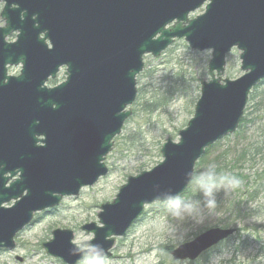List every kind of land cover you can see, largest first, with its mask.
<instances>
[{
    "label": "water",
    "instance_id": "1",
    "mask_svg": "<svg viewBox=\"0 0 264 264\" xmlns=\"http://www.w3.org/2000/svg\"><path fill=\"white\" fill-rule=\"evenodd\" d=\"M0 249L36 213L76 197L108 174L105 159L131 116L143 57H159L176 39L192 50H212L209 82H202L194 116L168 138L164 159L129 177L99 224L81 230L94 238L78 247L70 230H54L43 244L50 257L77 264L104 258L154 203L175 201L194 178L205 149L233 135L249 95L264 80V0H0ZM205 7V12L189 15ZM17 33L15 42L7 39ZM49 44H48V43ZM241 54L243 76L223 80L226 56ZM22 66L19 76L8 66ZM65 68L66 80L49 88ZM14 202L10 207L7 204ZM211 228L171 251L174 261H196L235 234Z\"/></svg>",
    "mask_w": 264,
    "mask_h": 264
},
{
    "label": "rangeland",
    "instance_id": "2",
    "mask_svg": "<svg viewBox=\"0 0 264 264\" xmlns=\"http://www.w3.org/2000/svg\"><path fill=\"white\" fill-rule=\"evenodd\" d=\"M3 7L0 3V15ZM204 12L205 6L190 19ZM4 24L0 17V27ZM16 35L8 41L13 42ZM240 54L236 48L227 54L223 80L243 76ZM211 59L212 50H192L184 39L175 40L159 57L144 56V70L136 79V101L129 108L132 114L105 159L108 174L78 196L64 198L56 208L35 214L15 237L14 250L0 249V264H64L43 249L57 229L72 231L78 247L90 242L93 234L81 227L89 223L100 226L101 205L112 203L129 177L161 163L160 150L168 138L179 142V132L194 116L202 82L210 81ZM21 69V65L10 66L8 74L18 76ZM65 80L63 68L47 86ZM262 102V111L255 113L256 108L261 109L256 104ZM263 108L264 80L250 93L244 126L207 149L195 165L192 183L179 198L147 206L127 234L115 238L104 258L87 256L78 264H264V156L254 164L241 154L251 144H264ZM213 166L223 169V182L218 175L207 183ZM236 174L243 179L234 177ZM213 227L235 228L236 233L195 262L172 259L173 249Z\"/></svg>",
    "mask_w": 264,
    "mask_h": 264
},
{
    "label": "trees",
    "instance_id": "3",
    "mask_svg": "<svg viewBox=\"0 0 264 264\" xmlns=\"http://www.w3.org/2000/svg\"><path fill=\"white\" fill-rule=\"evenodd\" d=\"M259 105L261 106V109L256 108L255 113H260V111H262L263 102L257 103L256 107ZM246 120H247V118H246V116H244L240 122L239 128H242V126H244V124L246 123ZM208 150H210V149H208ZM207 152L208 151L206 150V153ZM241 154H242V157L248 158V162H254V164H255L256 158L260 157L261 155L264 156V144H262V143H260V145L258 143L257 144H251L249 147H247L245 150H243L241 152ZM223 174H224L223 169L221 167L213 166L211 168L210 172H208V174L206 176L208 178V180H210V181H207V183L208 182L212 183L213 178H215L218 175H220V177L218 176L219 177L218 181L223 182L225 180ZM234 177H237V179H243L242 175H240V174H236V175H234ZM211 183L208 184L209 187H210V185H212Z\"/></svg>",
    "mask_w": 264,
    "mask_h": 264
},
{
    "label": "flooded vegetation",
    "instance_id": "4",
    "mask_svg": "<svg viewBox=\"0 0 264 264\" xmlns=\"http://www.w3.org/2000/svg\"><path fill=\"white\" fill-rule=\"evenodd\" d=\"M231 238H232V237H231ZM231 238H229V239H231ZM229 239H228V240H229ZM203 255H204V254H203ZM203 255H202V256H203ZM202 256H201V257H202ZM201 257H200V258H201ZM200 258H198V259H200ZM198 259H197V260H198Z\"/></svg>",
    "mask_w": 264,
    "mask_h": 264
},
{
    "label": "bare ground",
    "instance_id": "5",
    "mask_svg": "<svg viewBox=\"0 0 264 264\" xmlns=\"http://www.w3.org/2000/svg\"><path fill=\"white\" fill-rule=\"evenodd\" d=\"M242 120V119H241ZM241 122V121H240ZM240 125V124H239ZM166 142V141H165ZM163 145V144H162ZM203 233V232H202ZM202 233H200V234H202ZM101 259V258H100ZM78 264V263H77Z\"/></svg>",
    "mask_w": 264,
    "mask_h": 264
}]
</instances>
